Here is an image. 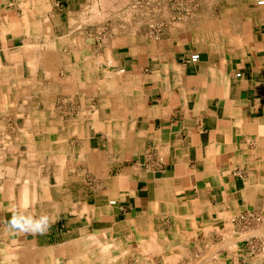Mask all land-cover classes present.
Returning <instances> with one entry per match:
<instances>
[{
	"label": "crops",
	"instance_id": "0c3cea01",
	"mask_svg": "<svg viewBox=\"0 0 264 264\" xmlns=\"http://www.w3.org/2000/svg\"><path fill=\"white\" fill-rule=\"evenodd\" d=\"M101 1L0 0L5 242L48 253L88 240L112 258L120 244L124 264H264V221L237 220L264 216V6L196 0L183 15L158 0L96 19ZM17 213L49 226L13 230Z\"/></svg>",
	"mask_w": 264,
	"mask_h": 264
},
{
	"label": "rangeland",
	"instance_id": "374dc122",
	"mask_svg": "<svg viewBox=\"0 0 264 264\" xmlns=\"http://www.w3.org/2000/svg\"><path fill=\"white\" fill-rule=\"evenodd\" d=\"M184 1L187 2V0H184ZM190 1L191 2H189L188 7L185 4V2H184V5H186V7H187L186 9H190V13L192 12L194 14L199 9V3H197L196 0H190ZM119 2H120V5H122V8L120 6L118 8H112V9H114V11L116 13L118 11H121L122 9L123 10L124 9L127 10L129 14L127 13L128 16L126 18H128V19H129V16L136 15L137 12L138 13H140V12H146L147 13L148 12L149 13V11H151V10H155V9L158 10V8H157L158 7V0H153L152 2H147L148 4H143L140 7L137 6V8H133L132 7L133 5L132 6H128V5L126 6V3L125 2H124L125 4H123V0L122 1L119 0ZM99 5H101L100 7L103 6L102 3H99ZM124 6H125V8H124ZM173 8L174 9H177V7H176V1L173 2ZM215 9H218L217 6L215 7ZM119 17L120 16L116 15L114 17V21H115V23L117 25H122L123 19L122 18H119ZM126 21H128V20H126ZM156 25H158V22H156V20L154 18H151V19L148 18V19H146V31L149 30L151 32H154V29L155 28L157 29V27H158ZM0 197H1V195H0ZM1 216H3V212L0 210V240H1L0 241V264H6L7 262L9 263V261H10V264H27V263L28 264H82L81 261L76 263V260L74 259L73 255H72L73 253H71V250L70 249H68L67 251H63L60 254H58V252H57L56 255L57 254L58 255L56 257H54V258H52L51 256H49L48 253H44L43 254V252L41 250L36 249V250H39V251H37L38 253H42L43 254V257L41 256V260H40V257L38 256V254L36 253V251H34L33 249H30V248H27V247H24V246H20V247H17V248L14 247V246L10 247L9 242H5L6 234H5L4 230H3V228L1 227V220H2L1 219L2 217ZM54 243H58V241H54L53 240L52 244H54ZM85 244H84V247L88 249L89 255H90L91 252H94L95 253V256H96L98 253L101 254V252H102L101 255L104 258H102V259L100 258V260H98L97 258H95L93 260V258H91V257L90 258H86V259H88V261L86 263L83 262V264H88V263L89 264H122V263L124 264V262H125V259L126 258H124V257L126 255L124 253H122V245H120V244H118V248L115 251V254H114L115 257H113V258L111 257L112 260H109L111 258H109V259L105 258L106 252H103L102 250H100V251L99 250H96V243L95 242L92 243V242H90V241L87 240ZM6 245L7 246L9 245L8 248L6 247ZM78 245H79V243H76V244L73 243L72 245L70 244V247L72 249H77L78 248ZM92 249H95V250L92 251ZM65 252H67L68 257L67 256L64 257ZM10 256H11V258H10ZM83 259H85V258H83ZM104 259H106L107 262L104 261Z\"/></svg>",
	"mask_w": 264,
	"mask_h": 264
},
{
	"label": "bare ground",
	"instance_id": "6f19581e",
	"mask_svg": "<svg viewBox=\"0 0 264 264\" xmlns=\"http://www.w3.org/2000/svg\"><path fill=\"white\" fill-rule=\"evenodd\" d=\"M96 1V0H95ZM118 3L116 4V2L114 1V2H112V0H102L101 1V3L103 4V6L101 7V8H98L97 6H96V8H94L95 7V4L93 3L92 5H94V6H92V8H94V17L96 18V19H101V16H104V14H102L101 12H105V11H107V9H108V7L109 8H118V7H120L121 6V8H122V5H120V2H119V0H116ZM122 1V0H121ZM50 2V1H49ZM126 3V6L128 5V6H132L133 5V3H132V1H130V0H123V4H125ZM152 2V1H151ZM36 3V2H35ZM100 3V2H99ZM45 5H46V3H44ZM49 4V3H48ZM89 4V3H88ZM96 4H98V3H96ZM122 4V3H121ZM148 4V3H147ZM47 6H49V5H47ZM101 6V5H100ZM153 6V5H152ZM133 8H137V6H132ZM140 7V6H139ZM144 7V6H143ZM34 8V7H33ZM48 8H50V7H48ZM91 8V9H92ZM124 8H125V6H124ZM146 8V7H145ZM149 8V7H148ZM158 8V7H157ZM30 9V8H29ZM147 9V8H146ZM145 9V10H146ZM156 10V9H155ZM52 11V10H51ZM69 12V11H68ZM72 12V11H71ZM156 12V11H155ZM47 13V12H46ZM101 13V14H100ZM81 14V13H80ZM129 14V13H128ZM128 14H126L127 16H128ZM155 14V13H154ZM70 15H72V14H70ZM131 15V14H130ZM4 16V15H3ZM73 16H75V15H73ZM93 16V15H92ZM84 17V16H83ZM98 17V18H97ZM5 19V18H4ZM45 19V18H44ZM49 19V18H48ZM128 19V18H127ZM72 20V19H71ZM50 21H51V19H50ZM76 21V20H75ZM70 22V21H69ZM93 22V21H92ZM82 23V22H81ZM68 24V23H67ZM69 25V24H68ZM83 25V24H82ZM137 27V26H136ZM69 28H70V26H69ZM138 28V27H137ZM78 31V30H77ZM24 33H25V31H24ZM69 33V32H68ZM67 33V34H68ZM112 34V33H111ZM56 35V34H55ZM66 35V34H65ZM122 35V34H121ZM40 36V35H39ZM38 36V37H39ZM72 36V35H71ZM75 37H76V35H75ZM81 38H82V36H80ZM39 39V38H38ZM77 39V38H76ZM82 40V39H81ZM80 40V41H81ZM39 41V40H38ZM41 41V40H40ZM77 41V40H76ZM106 41V40H105ZM4 42V41H3ZM6 43V42H5ZM41 43V42H40ZM78 43V42H77ZM84 43V42H83ZM114 43V42H113ZM86 44V43H85ZM104 44V43H103ZM23 45V44H22ZM52 45H53V43H52ZM90 45V44H89ZM115 45V44H114ZM37 46H39V45H37ZM103 46V45H102ZM48 47V46H47ZM51 47V46H50ZM80 47H82V45L80 46ZM45 48H46V46H45ZM53 48H54V46H53ZM110 48V47H109ZM21 49V48H20ZM27 49H29V48H27ZM64 50V49H63ZM89 50H90V48H89ZM38 51V50H37ZM87 51V50H86ZM95 51V50H94ZM116 51V50H115ZM30 52V51H29ZM109 52V51H108ZM17 53V52H16ZM31 53V52H30ZM51 53H52V51H51ZM50 53V54H51ZM66 53V52H65ZM14 54V53H13ZM67 54V53H66ZM30 56V55H29ZM50 56V55H49ZM48 56V57H49ZM110 56V55H109ZM17 57H19V56H17ZM28 57V56H27ZM35 58V57H34ZM53 58V57H52ZM15 59V58H14ZM29 59H31V58H29ZM36 59H37V57H36ZM111 59V58H110ZM16 60V59H15ZM20 60V59H19ZM11 61V60H10ZM13 61V60H12ZM22 61V60H21ZM27 61V60H26ZM32 60H30V62H31ZM111 61V60H110ZM24 62V61H23ZM50 62V61H49ZM105 62V61H104ZM114 61H112V63H113ZM15 63H17V62H15ZM27 63H28V61H27ZM111 63V62H110ZM8 64V63H7ZM31 64V63H30ZM29 64V65H30ZM52 64V63H51ZM98 64V63H97ZM10 65V64H9ZM28 65V64H27ZM11 66V65H10ZM32 66V65H31ZM30 66V67H31ZM24 67H26V66H24ZM32 67H34V66H32ZM54 67V66H53ZM5 68V67H4ZM35 68V67H34ZM33 68V69H34ZM70 68V67H69ZM2 69V68H1ZM30 69H32V68H30ZM32 69V71L34 72V70ZM31 71V70H30ZM2 72H3V70H2ZM6 72V71H5ZM27 72V71H26ZM32 73V72H31ZM17 75V74H16ZM13 76V75H12ZM56 81V80H55ZM12 83V82H11ZM108 83V82H107ZM11 86V85H10ZM25 90V89H24ZM81 93V92H80ZM24 96V95H23ZM30 96V95H29ZM22 100V99H21ZM3 102H5V101H3ZM72 102V101H71ZM24 105V104H23ZM5 106V105H4ZM79 108V107H78ZM3 109V108H2ZM77 109V108H76ZM9 111V110H8ZM8 113V112H7ZM2 115V114H1ZM21 115V114H20ZM27 115V114H26ZM4 116V115H3ZM8 116V115H7ZM22 116V115H21ZM21 116H20V118H21ZM7 118V117H6ZM23 120V119H22ZM5 121H6V119H5ZM15 123V122H14ZM10 124V123H9ZM16 124V123H15ZM10 127V126H9ZM15 128V127H14ZM19 128V127H18ZM30 129V128H29ZM2 130V129H1ZM3 131V130H2ZM38 132V131H37ZM17 133V132H16ZM27 135V134H26ZM8 137V136H7ZM17 137V136H16ZM9 138V137H8ZM8 142V141H7ZM6 142V143H7ZM22 145V144H21ZM2 147H4V146H2ZM1 149V148H0ZM31 150V149H30ZM8 153V152H7ZM10 154V153H9ZM17 154V153H16ZM32 154V153H31ZM22 155V154H21ZM10 156V155H9ZM12 156V155H11ZM10 156V157H11ZM20 156V155H19ZM34 156V155H33ZM52 156V155H51ZM7 157V156H6ZM36 157V156H35ZM37 159H39V158H37ZM2 160V159H1ZM16 161V160H15ZM37 161V160H36ZM43 161V160H42ZM19 164L21 163V161L20 162H18ZM35 163V162H34ZM52 163V162H51ZM38 165V164H37ZM40 165H42V164H40ZM19 166V165H18ZM43 167V166H42ZM15 168V167H14ZM5 168H3L2 170H4ZM12 169V168H11ZM3 172V171H2ZM9 172H12V170L11 171H9ZM16 172V171H15ZM37 172V171H36ZM6 173H4V175H5ZM7 175V174H6ZM10 175V174H9ZM1 176V175H0ZM21 176V175H20ZM24 176V175H23ZM35 176V175H34ZM37 176V175H36ZM5 177H7V176H5ZM9 177H11V175L9 176ZM33 177V176H32ZM39 177V176H38ZM1 178V177H0ZM21 178V177H20ZM23 178V177H22ZM29 178V177H28ZM33 178H35V177H33ZM16 179H17V181H18V178H17V176H16ZM13 180V179H12ZM20 180V179H19ZM46 180V179H45ZM15 181V180H14ZM44 181V180H43ZM8 182V181H7ZM10 182V181H9ZM57 182V181H56ZM59 182V181H58ZM21 183V182H20ZM29 183L30 182H26V183H24L23 185H22V187H21V195H20V198H18V201H19V203H21L23 206H26V204H27V202H28V196H27V191H28V188L30 187V185H29ZM48 183V182H47ZM1 184V183H0ZM6 184H9V183H6ZM32 185V184H31ZM46 185V184H45ZM3 186V185H2ZM40 188V187H39ZM1 189V188H0ZM4 190V189H3ZM1 191V190H0ZM46 192H47V190H46ZM49 192V191H48ZM2 194V193H1ZM47 194H49V193H46V195ZM39 196V195H38ZM8 197H9V199H11V200H16L15 199V196H14V194H13V191H12V189H10L9 188V190H8ZM11 203H13V202H11ZM156 204V203H155ZM16 205V204H15ZM11 208V207H10ZM12 209H13V207H12ZM15 210V209H14ZM74 210V209H73ZM86 210V209H85ZM2 211V210H1ZM78 211H80V210H78ZM83 211H84V209H83ZM70 213H72L71 211H69ZM81 212H82V209H81V211H80V213H78L79 215L81 214ZM33 215V214H32ZM39 215V214H38ZM2 217V216H1ZM82 217V216H81ZM85 217H87V215L85 216ZM2 219V218H1ZM90 219V218H89ZM86 226V225H85ZM231 226V225H230ZM243 226V225H242ZM150 229H151V227H149ZM152 230V229H151ZM145 231V230H144ZM228 231V230H227ZM232 231V230H231ZM112 232V231H111ZM148 232V231H147ZM155 233V232H154ZM259 233V232H258ZM141 234V233H140ZM151 235V234H150ZM153 235V234H152ZM232 235V234H231ZM228 236V235H227ZM92 237V236H91ZM95 237V236H94ZM94 237H93V239H94ZM130 237V236H129ZM154 237V236H153ZM225 237V236H224ZM82 238V237H81ZM31 239V238H30ZM92 239V238H91ZM151 240H152V238H151ZM151 240H149V242L151 243ZM153 240H155V239H153ZM1 241V240H0ZM3 242V241H2ZM36 242V241H35ZM86 242V241H85ZM97 243H98V241H96ZM155 241H153V243H154ZM17 243H21V242H17ZM25 243V242H24ZM27 243V242H26ZM25 243V244H26ZM68 243V242H67ZM156 244V243H155ZM86 245V244H85ZM99 245V244H98ZM101 245V244H100ZM99 245V246H100ZM112 246H114L113 244H111ZM141 245V244H140ZM150 245V244H149ZM9 246V245H8ZM8 246L6 245V247L8 248ZM52 246V245H51ZM107 246V245H106ZM103 247V246H100L101 248L103 247V249H100V250H102L103 252H106V250H107V247ZM139 246V245H138ZM142 246H143V242H142ZM154 246V245H153ZM164 246V245H163ZM178 246H180V245H178ZM10 247H11V245H10ZM14 247H16L15 245H14ZM18 247H19V245H18ZM28 247V246H27ZM50 247V246H49ZM140 247V246H139ZM175 247H177V246H175ZM17 248V247H16ZM138 248V247H137ZM149 248V247H148ZM153 248L154 247H151V249L153 250ZM161 248V247H160ZM180 248V247H179ZM224 248V247H223ZM32 249L34 250V251H36V253L38 254V256L40 257V260H41V256L43 257V254L42 253H38L37 251H39V250H36V248H34V246L32 247ZM66 250V248H57V249H51L49 252H48V254H49V256H51L52 258H54V257H56L58 254H60V253H62L63 251H65ZM68 249H70L71 250V253H73L72 255H73V257H74V259L76 260V263L77 262H82V264H83V262H87L88 261V259H86V258H93V260L95 259V258H97L98 260H100V258L102 259V258H104L101 254H102V252H101V254H97L96 256H95V253H94V255L92 256V252L90 253V255H89V251L84 247V245L82 246V244L81 243H79V245H78V248L77 249H72L70 246H68L67 247V250ZM132 249V248H131ZM150 249V250H151ZM99 250V251H100ZM143 250V248H141V251ZM14 251V250H13ZM146 251H147V249H146ZM43 252V251H42ZM58 252V254L56 255V253ZM108 252V251H107ZM107 252H106V254H105V258H107V259H109V258H111L108 254H107ZM124 252V250L122 251V253ZM145 252V251H144ZM165 252V251H164ZM227 253V252H226ZM5 254V253H4ZM15 254V253H14ZM153 254H156V253H153ZM173 254V253H172ZM181 254H182V252H181ZM185 254V253H184ZM183 254V255H184ZM11 255V254H10ZM148 255V254H147ZM151 255V254H150ZM166 255V254H165ZM177 255H180L179 253L177 254ZM185 256V255H184ZM187 256V255H186ZM21 257V256H20ZM115 257V256H114ZM162 257V256H161ZM165 257V256H164ZM169 257H171V259H172V256H169ZM10 258H11V256H10ZM83 258H85V259H83ZM146 258V257H145ZM166 258V257H165ZM96 259V260H97ZM115 259V258H114ZM128 259V258H127ZM38 260V259H37ZM95 260V261H96ZM109 260H112V258L111 259H109ZM135 260H136V258H135ZM152 260V259H151ZM15 261V260H14ZM13 261V262H14ZM104 261H106V259H104ZM170 261V260H169ZM172 261H173V259H172ZM75 262V261H74ZM107 262V261H106ZM110 262V261H109ZM165 262V261H164ZM8 263V262H7ZM6 263V264H7ZM52 263V262H51ZM102 263V262H101ZM121 263V262H120ZM126 263V262H125ZM132 263V262H131ZM181 263V262H180ZM8 264H10V261H9V263ZM28 264V263H27ZM89 264V263H88ZM123 264V263H122ZM137 264V263H136ZM167 264V263H166ZM169 264H170V262H169ZM176 264V263H175ZM182 264V263H181Z\"/></svg>",
	"mask_w": 264,
	"mask_h": 264
},
{
	"label": "built area",
	"instance_id": "2783aa9c",
	"mask_svg": "<svg viewBox=\"0 0 264 264\" xmlns=\"http://www.w3.org/2000/svg\"><path fill=\"white\" fill-rule=\"evenodd\" d=\"M132 1L134 6H141L143 4H147V2H151L153 0H130ZM188 1V0H187ZM184 0H178L176 1V7H177V12L183 15H187L188 13H190V9H186V5H184ZM255 4L257 6L263 7L264 6V0H255ZM190 60L192 62H197L199 60V55L198 54H193L190 58ZM111 204H114V201L110 202ZM238 221H241L243 223V225H245L246 227H251L254 224H258L261 223L262 221H264V216L259 215V214H255L253 212H245L243 214H241L238 219Z\"/></svg>",
	"mask_w": 264,
	"mask_h": 264
},
{
	"label": "clouds",
	"instance_id": "9594fccd",
	"mask_svg": "<svg viewBox=\"0 0 264 264\" xmlns=\"http://www.w3.org/2000/svg\"><path fill=\"white\" fill-rule=\"evenodd\" d=\"M49 226V218L47 215H42L39 218L26 217L20 214H14L9 221V227L16 231H39L43 232Z\"/></svg>",
	"mask_w": 264,
	"mask_h": 264
}]
</instances>
